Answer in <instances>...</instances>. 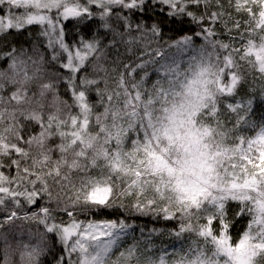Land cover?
I'll return each mask as SVG.
<instances>
[{
	"label": "snow or ice",
	"instance_id": "snow-or-ice-1",
	"mask_svg": "<svg viewBox=\"0 0 264 264\" xmlns=\"http://www.w3.org/2000/svg\"><path fill=\"white\" fill-rule=\"evenodd\" d=\"M70 20L101 31L68 41ZM250 77L264 101V0H0V264H42L50 239L55 264H264ZM124 214L176 222L173 243L125 247ZM18 221L36 231L10 240Z\"/></svg>",
	"mask_w": 264,
	"mask_h": 264
},
{
	"label": "trees",
	"instance_id": "trees-1",
	"mask_svg": "<svg viewBox=\"0 0 264 264\" xmlns=\"http://www.w3.org/2000/svg\"><path fill=\"white\" fill-rule=\"evenodd\" d=\"M225 6L227 7L228 0H223ZM148 16L151 18L146 17V23L151 24L153 21H160V22H167V17L163 14H151L149 13ZM66 24V38L68 41H73L74 37H79L83 34L84 31H87L88 28L91 29L93 33H96L97 31H101L98 28V25L93 23L85 26L84 23L77 24L76 21L70 20L65 22ZM179 28V25H172L168 24L167 27L164 28V32L166 37L167 36H176L183 34L185 32L191 33L193 31H196L197 29L189 24H185L182 28V31L180 32H173L169 31L170 28ZM219 29V26H218ZM222 31V29H221ZM28 32H31L33 35H35L38 32V28L36 26L31 27L30 29H27L25 33H15L8 35L7 39L8 41H16L18 43L30 40L32 37L27 35ZM222 39L227 41V36H222ZM40 41H42L46 45V40H44L43 37L40 38ZM74 42V41H73ZM199 43V41H197ZM123 49H121L122 51ZM155 79V77H153ZM249 85L255 87L256 89V99L253 104V113L251 116L252 120H255L256 122H260L261 120H264V101H261L259 99V82H255L253 85V82L251 81V77L249 78ZM247 90V87H246ZM241 95H244V92H241ZM93 99H95L93 97ZM38 130V129H37ZM246 135L250 133H245ZM38 203H43V201H40ZM239 210L238 205L230 202L228 205V218L232 221V228H231V235L233 237V240H237L239 238V234L242 233L244 230L245 224H246V217L241 216L239 218L236 217V212ZM126 218L128 219V222L130 224H133L135 226V231H130L129 235L125 237L124 239V246L127 247L128 245L134 243L135 241L139 240L141 241V244H143L144 239L151 235V240L153 242L154 247L156 248H163V247H170L173 243L172 238L168 236V232L175 228L176 222L174 221H163L162 219H153L151 216H138L136 214H124ZM61 216L63 214L61 213ZM78 218L84 219V216H79ZM91 218H94L96 220H104V219H113L115 218V214H113L111 211L105 210V211H99ZM64 220H67L68 218L66 216H63ZM17 224L19 225L18 228L14 229L13 232L10 234V240L11 235H18L21 232L26 233L28 229H31L33 232L36 231V225L34 224H28L25 222L18 221ZM141 229H143V236L141 235ZM153 229L156 231L153 232ZM7 231V229L0 230V232ZM40 231H43L41 228ZM161 233H163L161 235ZM25 238H27L25 236ZM49 248L51 251L47 253L44 257L41 258L42 264H55V261L53 260V254L59 255L60 254V244L57 241L55 244V247L52 246V240H49Z\"/></svg>",
	"mask_w": 264,
	"mask_h": 264
},
{
	"label": "rangeland",
	"instance_id": "rangeland-1",
	"mask_svg": "<svg viewBox=\"0 0 264 264\" xmlns=\"http://www.w3.org/2000/svg\"><path fill=\"white\" fill-rule=\"evenodd\" d=\"M251 134V133H250ZM233 203H235V204H237L236 202H233ZM247 220H248V217H246V223H247ZM245 226H246V224H245ZM244 229H245V227H244ZM231 232V231H230Z\"/></svg>",
	"mask_w": 264,
	"mask_h": 264
}]
</instances>
